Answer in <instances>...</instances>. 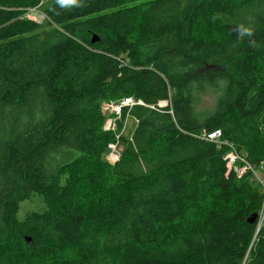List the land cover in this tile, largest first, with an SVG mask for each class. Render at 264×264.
<instances>
[{
	"label": "trees",
	"instance_id": "trees-1",
	"mask_svg": "<svg viewBox=\"0 0 264 264\" xmlns=\"http://www.w3.org/2000/svg\"><path fill=\"white\" fill-rule=\"evenodd\" d=\"M83 2L0 0V264H241L263 194L202 133L264 159V0ZM128 95L145 105L111 163L101 102ZM102 157L107 199L80 206Z\"/></svg>",
	"mask_w": 264,
	"mask_h": 264
},
{
	"label": "built area",
	"instance_id": "built-area-1",
	"mask_svg": "<svg viewBox=\"0 0 264 264\" xmlns=\"http://www.w3.org/2000/svg\"><path fill=\"white\" fill-rule=\"evenodd\" d=\"M137 104L145 105V102L142 99H135L133 96L128 95L121 97L120 99L111 100L104 107L103 115L105 120L103 122V128L105 131L113 134V140L108 143L106 152V159L111 163H116L122 156L123 137L125 136L127 121L131 109ZM202 136L218 142L219 144H227L228 149L224 154L225 158H227V160H233V165L239 168L240 174L242 172H248L251 177L256 178V184L260 186L263 194L261 217L256 221V225L261 227L264 224V162L250 163L245 155L242 154V149L238 148L235 143L222 138V131L220 129L208 132L205 131L202 133ZM256 167L258 168L256 169ZM230 171H232V167L228 168V172ZM236 174L239 176L238 173ZM254 247V241H250L247 247L248 254L245 257L244 263Z\"/></svg>",
	"mask_w": 264,
	"mask_h": 264
},
{
	"label": "rangeland",
	"instance_id": "rangeland-1",
	"mask_svg": "<svg viewBox=\"0 0 264 264\" xmlns=\"http://www.w3.org/2000/svg\"><path fill=\"white\" fill-rule=\"evenodd\" d=\"M27 17L34 19L36 21H43L46 17V14L42 11V8L36 9V8H29L26 12ZM217 95H219V93H210L206 96H204L201 100V105L200 108L201 109H207V108H213L216 105V101H217ZM107 101V100H106ZM111 101V100H108ZM103 102H105V100H103L101 102V105L103 104ZM169 102L167 100H163L160 101L159 104L162 106H165L166 104H168ZM107 103H104V107ZM136 127V121L135 118L130 115L129 119L127 121V127H126V131H125V136L127 137H131L134 131V128ZM113 140V139H112ZM98 164V167L95 168V170H99V172L96 174L97 176V180H93L90 177V173L89 171L84 175L85 178L89 179V182L91 183H85V182H81V184H79V193H80V199H79V204L80 206H85L87 204H91L94 203L95 201H98L97 199L101 196L103 199H107L106 195H105V189H107V187L111 186L110 181L111 178L109 176V174H107L108 172V168L107 166L110 165L108 164L105 160L104 157H102V159L97 160L96 163L92 166L94 167L95 165ZM35 204H31V202H26L23 204V211H25L28 208H34ZM52 260V257H45L42 261H35L36 264H50Z\"/></svg>",
	"mask_w": 264,
	"mask_h": 264
},
{
	"label": "clouds",
	"instance_id": "clouds-1",
	"mask_svg": "<svg viewBox=\"0 0 264 264\" xmlns=\"http://www.w3.org/2000/svg\"><path fill=\"white\" fill-rule=\"evenodd\" d=\"M57 4L60 7H86V3L83 0H57ZM222 19L221 14L217 13L213 16V20ZM234 31L237 33L238 38L244 39L245 37H252L254 29L250 25L238 24Z\"/></svg>",
	"mask_w": 264,
	"mask_h": 264
},
{
	"label": "bare ground",
	"instance_id": "bare-ground-1",
	"mask_svg": "<svg viewBox=\"0 0 264 264\" xmlns=\"http://www.w3.org/2000/svg\"><path fill=\"white\" fill-rule=\"evenodd\" d=\"M109 102H110V101H108V100H107V101L105 100V102H103V104L101 105L102 110H104V103H109ZM242 154L245 155V157L248 159V161H249L250 163H256V162H252V161L249 159L248 154H247L246 152L242 151ZM225 159L227 160V158H225ZM228 161L232 164L235 173H238L239 176H240V178H241V177H247V178H249L251 181H254V182L256 183V178H255V177H251V176L249 175L248 172H242V173L240 174V170H239V168H237V167H235V166L233 165V160H228ZM259 162L263 163V162H264V159H262V160L259 161ZM257 168H258V167H256V169H257ZM237 176H238V175H237ZM239 176H238V177H239ZM258 186H259V185H258ZM261 206H262V205H261ZM262 208H263V207H261L260 210L257 212V218H256V220H255L254 222H256L257 219L259 220V218L261 217ZM256 224H257V223H256ZM263 233H264V224H263L261 227H258V226L256 225V231H255V235L253 236L252 241H254V243H256L261 237L264 238V236H262ZM251 252H252V250L250 251V253H249V255H248V258H247L246 262L244 263L245 257H246V255L248 254V249H247L246 254H245V256H244V258H243L241 264H243V263H244V264H247V263H248V261L250 260V257H251Z\"/></svg>",
	"mask_w": 264,
	"mask_h": 264
},
{
	"label": "water",
	"instance_id": "water-1",
	"mask_svg": "<svg viewBox=\"0 0 264 264\" xmlns=\"http://www.w3.org/2000/svg\"><path fill=\"white\" fill-rule=\"evenodd\" d=\"M95 39H97V37H95L94 40ZM256 218H257V212H255L252 215H250L249 220H250V222H254L256 220Z\"/></svg>",
	"mask_w": 264,
	"mask_h": 264
},
{
	"label": "crops",
	"instance_id": "crops-1",
	"mask_svg": "<svg viewBox=\"0 0 264 264\" xmlns=\"http://www.w3.org/2000/svg\"><path fill=\"white\" fill-rule=\"evenodd\" d=\"M134 117V116H133ZM135 118V117H134ZM136 121V120H135Z\"/></svg>",
	"mask_w": 264,
	"mask_h": 264
}]
</instances>
